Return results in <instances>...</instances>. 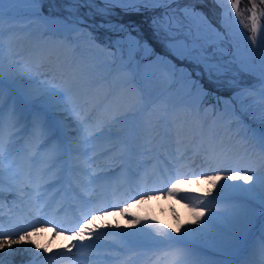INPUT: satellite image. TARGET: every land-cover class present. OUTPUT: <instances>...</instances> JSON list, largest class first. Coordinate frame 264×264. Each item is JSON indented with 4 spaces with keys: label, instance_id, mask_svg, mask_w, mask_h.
<instances>
[{
    "label": "bare ground",
    "instance_id": "obj_1",
    "mask_svg": "<svg viewBox=\"0 0 264 264\" xmlns=\"http://www.w3.org/2000/svg\"><path fill=\"white\" fill-rule=\"evenodd\" d=\"M104 1L113 2L127 8L143 10L142 8H151L169 0ZM219 1L225 12L222 17V22L227 29L237 61L241 65L240 67L255 72L258 76H261L260 78L264 81V43H252V31L248 32L245 28L244 18L240 11L238 9L235 11L231 9V4L237 2V0ZM249 1L250 3H256L257 23L261 27H264V16L261 15V13H264L263 5L260 0ZM237 11L239 15H237ZM250 16L251 15H248L249 21H251ZM30 20L31 19L28 21L29 23H31ZM158 22L161 23L162 21L159 19ZM159 23L156 21V25ZM80 31V28H76L75 34L79 35ZM256 35L259 38L261 35L260 31H258ZM47 42L48 43L44 46H49L50 49H41L39 54V68H34L31 64V60L29 62L21 56H15L14 58L12 57V59L7 58V61L10 63L11 68H13L12 71L13 74H15L14 76L18 84L19 82L26 83L27 80L31 79L32 82L37 84L39 91L45 88H53L60 92V96L64 103L53 102L54 106L51 108L61 112L60 109H62L63 106L65 109L72 108V106L67 103L70 98L66 96L68 92H66V94L64 92L65 83H63V80L61 82L58 80V75L56 73L53 72L50 75V73H47L43 68L48 66L52 70L61 72L63 76L66 77L65 79L68 80L76 74L68 68H65L68 66L63 67L62 59L60 60L57 58L56 63L48 60L54 59L56 52H62L63 50L57 47L56 40L51 43L50 41ZM76 42L77 40H74L73 45H76ZM11 49L12 47H8L6 51L9 52ZM35 51L37 50L35 49ZM63 53V56L70 55L69 50H64ZM2 72L4 74V71ZM4 81L5 84H7V81ZM91 86V84L87 86V93L79 96L77 95L78 100H82L83 104L80 105L78 109L74 110L75 116L58 118V126H53L52 129H63V135L70 136L69 130L74 125L73 119L80 118V114L87 109L88 105L90 103L93 104L92 98H94V96L101 98V103L99 104L101 107L98 114L95 116L96 118L85 124L80 123L82 132L85 134H74L76 137H82L84 142L79 152H74L76 155H73V157L77 156L78 160H73V164L80 161L84 164L83 168L88 167V173H83V179L85 181L103 169L108 171L112 166L115 167L116 160H119V158L114 157L124 152V150L122 151L115 145V142L119 140L120 137L105 138L95 142L92 140L89 142V139L86 138L89 137V132H100L102 129H107L124 132L125 136L123 138L127 140L126 138L128 137L126 132L132 127H135V132L132 135V142L129 144L131 153L128 157V162L126 165H122L121 169L116 167L115 170L112 169L117 172L111 182H116V178H122L124 171L125 173H128V171H141L137 177L128 176V178L121 183L123 188H126L124 191L126 194L128 193L127 197L134 193L137 195L144 193L142 195L143 197L136 204L128 207L127 214L125 215H121L120 209L118 208H110L119 211L111 215L106 214L103 216L102 220L93 222L91 225L93 229L91 238L89 239V233L86 232L84 241H81L79 238L68 239L66 236L59 237L56 235L55 231L37 232L35 228L42 223V218L38 217L41 210L36 204H30L27 206V213H18L20 223L26 219L30 221L28 227H22L21 225L22 228L20 230L11 229L6 233L11 234L8 236V239L13 241V243L10 247L5 245L4 248H0V260L3 261V264H188V259L190 260V264H218L220 258L228 259V256L218 251V246H220L222 240L236 236L241 223H243V227L251 225L255 219L260 216L261 211L264 210L261 207L260 201L261 195L264 194V152L257 146L254 139L248 138L246 134L245 137L237 132H233V135L231 133L228 134L225 133L224 130L218 138H215L212 135L214 132L213 126H211V124L206 125V121L204 122L206 126L204 125L203 128L192 126H195L196 123L191 120L197 117L199 119L198 122L202 123L203 119L200 117L202 115H199V113H202L205 108L211 105H217V100L203 101L197 109L198 113H196L194 105L190 103L180 104L179 99H176L178 102L176 101L177 103H175L172 109L173 111L167 120V123H170V125L164 128L165 130L163 133H160L155 127L153 128V123H144L150 124V126H148L143 124L145 121L144 119H141L140 122L139 120L137 121V119H135L136 114H134L133 118L130 120L112 121L114 114L117 113V115H119L122 113L123 109H125L127 97L125 96L122 100L118 101L110 100L105 94H101L104 93L102 90L100 92L91 91ZM147 102L148 100L142 101L141 105L148 106ZM9 106L14 110L10 104ZM17 106L21 107V104ZM171 108L172 106H170V109ZM214 109L215 107L212 106L209 111L214 117H217L219 112L214 111ZM41 112L42 110L40 107L35 108V113L41 114ZM4 114L10 115L11 112H0V119H3ZM163 114H165V112H158V115L155 117L157 123L159 121L161 122ZM11 115L8 123L4 125V130H6V132L2 133L5 141L9 140L7 132L13 130L11 129L13 126L14 129L18 131L17 126L25 116L22 115L21 110L19 113L14 112ZM37 118H39V116H32L33 120ZM217 118H220V116ZM172 122L173 124H171ZM219 127L223 128L222 125ZM178 129L180 130V135L176 134ZM161 130L162 129H160V131ZM38 131L41 132L40 127H38ZM43 132L44 131H42L41 134H45ZM206 134H208L207 137ZM199 135H204V137ZM241 138L246 144L242 143ZM13 139L16 140L18 138H16V136L11 137L10 141ZM177 141L180 142L178 143ZM127 142L128 141L125 143ZM31 149L32 148H29V151ZM88 155L93 156L92 160H86ZM144 160H148V162L144 163L142 168L140 162ZM118 163H116V166ZM1 168L7 170L9 167L1 166ZM237 169L240 170L241 176L251 175L254 177V180L245 182L239 179L235 181L229 179L228 177L231 176L232 170ZM198 170H203L206 174L209 173L211 177L220 175L221 179L218 180L215 185L210 183V179L199 185H194L190 183L189 180L184 179L187 178L185 174H187L188 171H190L191 175L196 174ZM216 172H220V174H216ZM109 173H112V171ZM9 175L11 176H9L8 179H0V186L12 187L11 182L19 181L20 175L22 174L14 172ZM148 175H150L149 180ZM112 176L113 175H111V177ZM49 177L50 176L47 174L44 175L42 179L47 182ZM125 177L126 175H124V179ZM179 178V181H181L178 184L180 191L176 196H172L168 193L167 188L172 183H176ZM103 180H105V178H103ZM71 181L72 183L79 182L75 174H73V179ZM232 182H236V185H244L245 188L250 185L252 188L259 190L261 195H255L250 190L245 192L241 189H230L233 187L228 186L231 185ZM70 183L71 182H68L67 186ZM91 183L87 184V194L82 195V199L87 200V204L85 205H88L89 208L97 207L96 202L90 204L88 200L90 194L93 193ZM198 186L203 187L205 191L201 193L194 191L193 188ZM55 187H57V184L44 192L43 195L48 198ZM215 187L226 188L227 191H223L225 195L229 190L231 191H229L226 197H222L224 194L215 196L212 193ZM150 191H157V194H151L150 196L146 195ZM62 195L63 193L58 197L61 198ZM73 197L75 196L73 195ZM12 198L13 197L10 195L7 197L0 196V208L6 203H10ZM54 198L55 197H53V199ZM119 198L122 201L124 200L123 195ZM76 200L78 199L76 198ZM18 202L25 205L23 199H19ZM120 203L122 202L114 200L111 202V207H118ZM185 205H187V207ZM155 208H158V210ZM193 208L204 211V215L201 217V223L198 225H200L201 233L206 232L210 234L209 239H205L203 235L198 236L199 232L195 231L194 233L192 230V227L197 224L193 222V213L190 210ZM80 209H85L86 211V207H80ZM110 209L105 211L107 212ZM138 210L142 211L137 212ZM209 210L212 215H209ZM2 213L5 215L4 211ZM30 213L31 216H29ZM88 219H90V216ZM129 219L130 221L126 222ZM134 219H137L138 222L133 223ZM172 219L173 221H171ZM205 221H207V223H205ZM81 223L82 221H79L75 223V225L79 227ZM153 225H155V227H153ZM115 226H118V230H121V232H118ZM105 227L109 228L107 229ZM158 228H163L164 232L169 235H161L156 231ZM177 228H179V231H174V229ZM67 231L70 234L71 231L74 232L75 230L73 226H70ZM260 231H264V218L260 223V228L256 230L254 237L249 240L248 247L243 255L233 264H245V262L252 264V260L259 255L254 254L253 250H255L256 247H259L261 251L264 249V240L262 235H260ZM23 232L31 233V235L26 237L23 241L16 242ZM2 238L3 237H0V239ZM162 239H164L166 243H164ZM190 239H193V241L196 240L198 243L190 242L191 244H187ZM260 240L261 242L258 243ZM33 241L35 243H33ZM192 243H195V245ZM81 244L84 246L78 247ZM37 245H39V247H37ZM162 245H165L164 247H169L160 250L163 248L161 247ZM196 250H198V252ZM103 253L106 257L100 256V254ZM180 257L183 258L178 259Z\"/></svg>",
    "mask_w": 264,
    "mask_h": 264
},
{
    "label": "rangeland",
    "instance_id": "obj_2",
    "mask_svg": "<svg viewBox=\"0 0 264 264\" xmlns=\"http://www.w3.org/2000/svg\"><path fill=\"white\" fill-rule=\"evenodd\" d=\"M169 1L136 11V8L121 6L106 8L95 1L81 7L69 3L68 0H39V2L11 0L10 3H5L4 7L0 9V70L4 71L3 79L7 81L8 86L12 87L11 91L14 96L19 97L27 108L38 104L41 108L47 109L54 106L53 102L63 104L61 96L52 99L50 103L41 100L39 98L41 91L31 79L27 80L26 83L19 82V84L15 76L9 80V73H13V68L7 61L8 57L4 49L5 36L22 31L29 33L31 37L35 31L40 34L48 30L49 27L51 28L48 30L49 32L67 34L68 32L72 33L76 28H80L79 35H72V39L79 42L77 48L85 54L86 59L94 61L91 62L92 66L90 67L93 74L102 72L107 67L116 69L114 72L116 74L115 80L120 83L117 90L124 89L122 94L123 98L127 97L125 105L129 106L128 109H132V107L136 109L143 99L147 98V95L148 99L153 98L152 102L155 101L154 98H158L159 103H164L163 106L165 107L166 99L169 98V102H171L177 95L175 93H181V97L177 96L179 103L194 105L196 113H198L197 109L203 101L218 100L217 105L211 106H214L216 112H219L220 118H217L218 116L214 118L213 114H210L209 108H205L207 112L203 115L204 118L218 119L217 122L221 123L223 128L216 125L214 131L220 128L223 130L237 128L247 137L254 139L257 146L260 147L259 140L264 135V84L254 89L247 88L255 82L256 78L239 71L235 61H233V56L230 54V49H228L226 37L225 43L222 44L223 31L218 26L216 27L212 20L218 14V7L214 0H172L171 3ZM237 2L239 10L241 9L242 11H240L248 16V11L251 9L249 0H237ZM169 5H176L172 13L162 10L168 8ZM262 5L264 9V4ZM185 9L193 10L198 15L195 18L187 16L184 12ZM157 16L162 21L159 26L155 24ZM16 18L19 21L12 23ZM29 19H31V23L28 22ZM157 23H159L158 20ZM244 24L247 25L246 20ZM91 31L95 32L92 33ZM161 31H163L161 36L165 33V36L169 35V38L174 37L178 41L187 43L189 48H195L190 59L197 61V58H200L201 61H204V58H207L204 62L211 66L212 74L209 75L202 65H200L201 70L199 66L197 69L192 66L189 68L183 65L180 60L170 59L163 55L162 44L169 51L166 45L171 41L160 40L157 35ZM33 38L31 37V39ZM27 39V42L31 44L32 40ZM219 52L221 54L217 55ZM73 56L76 54L74 53ZM99 57L105 58L106 62L103 59L101 61ZM204 62L201 63L204 64ZM79 70L82 72L85 70V74H89L87 72L88 65H79ZM83 74H80L79 77ZM214 84L216 88L222 90L225 88V91H217ZM143 91L145 92L143 93ZM170 92L173 94L168 96ZM184 95L186 96L183 97ZM176 101L175 103L178 102ZM140 110L141 107L138 108L137 112L139 113ZM60 111L59 117L70 116L64 106ZM153 112L156 114H154L155 117L160 111L154 110ZM124 116L122 114L119 118H124ZM74 122L78 124L76 121ZM71 129L81 131L78 126H72ZM21 131L24 132L23 129ZM75 139L78 143L75 144L73 150H77L82 142L78 137ZM261 150L264 152V149ZM0 163L1 168L7 162L5 158L1 157ZM1 170L3 169H0V179H8L9 170ZM232 185H236V182H232L228 187ZM247 188L253 194L261 195L259 190L250 185ZM214 189L227 191L224 187H215ZM229 191L226 194H229ZM8 192L9 194L15 193ZM155 209L158 210V208ZM141 211L138 210L137 212ZM263 218L264 214L261 211L260 216L255 219L254 230L260 227ZM129 221L130 219L126 222ZM115 227L117 230L119 229L118 226ZM105 228L108 229L109 227ZM200 229L198 224L192 227L194 233L195 231L199 232L198 236L203 235L205 239H209L210 234L201 233ZM254 230L251 231V235H253ZM237 236L222 240L218 246V251L228 256V259L220 258L218 264H228L234 261L231 254L239 248V236ZM194 242L198 243V241ZM196 251L198 252V250Z\"/></svg>",
    "mask_w": 264,
    "mask_h": 264
},
{
    "label": "snow or ice",
    "instance_id": "obj_3",
    "mask_svg": "<svg viewBox=\"0 0 264 264\" xmlns=\"http://www.w3.org/2000/svg\"><path fill=\"white\" fill-rule=\"evenodd\" d=\"M10 2H11V0H0V9H2L4 7L5 3H10ZM33 2H39V0H33ZM68 2L80 5L81 7H84V6H87L90 3L94 2V0H68ZM260 2L262 4H264V0H260ZM256 7H257L256 3L252 2L251 3V9H250V11H251L250 20H251V31H252L251 40H252L253 44L264 43V27H261L257 23ZM231 9L234 11L237 10L238 9V2L232 3ZM69 11H72V9H69ZM76 11H79V9H76ZM184 12L187 16H191L193 18H195L198 15L197 13H195L193 10H190V9H185ZM237 15H239L238 11H237ZM261 15L264 16V13H261ZM258 31H260V33H261L259 38L256 35ZM170 41L171 42L169 44H167L166 46L169 48L170 54L173 55L177 60L183 61L186 59H190V57L192 56V53L195 52V48H189L187 43H185L183 41H178L174 37L170 38ZM206 59L207 58H204V61H206ZM197 61L198 62H204V61H201L200 58H197ZM204 67H205V70L208 71L209 75H211L212 74L211 66L207 65V63L204 62ZM9 78L13 79L14 74L10 72ZM4 85H5V81L3 79V72H2V70H0V94H2V92H3ZM60 95H61V93L56 91L53 88H45L41 91L39 98L41 100H44L46 103H50L53 98L59 97ZM2 110H3V106H2V104H0V112H2ZM118 119H119V117H117V116L112 117V121H115ZM99 134L100 133H98V132H89V137H92L94 135H99ZM176 134L180 135L179 129L177 130ZM10 137H11V133H9V140L5 141L3 135L0 134V157H2L3 153L6 151V144L11 142ZM177 142L179 143L180 141H177ZM259 146L261 147V149H264V135H262L260 137ZM44 171H45V169L38 170L39 174L37 176V179H42V173ZM228 178L231 180H234V181L239 179V180H243L245 182L254 180V177L251 175L241 176L240 170H238V169L232 170V174ZM95 179H98V177L93 176L90 179H88L87 181H79L77 183V185L75 187H73V189H72L73 192L74 193L76 192V188H80V193H76V194L80 195L81 193H83L84 195H86L87 194V184L91 183L92 180H95ZM209 179H210V183L212 185H215L216 182L221 179V176L216 175V176L210 177ZM180 182L181 181L177 180L176 183H172L170 186H168V188H167L168 193L171 194L172 196H176L180 191L178 188V184ZM42 186L47 187V186H50V184L45 183L44 185H41L38 183V184H36V189L39 190ZM231 187H233L235 189H241L245 192H247L249 190L248 188H245L244 185H232ZM0 193H2V188H0ZM36 199H39V197H36ZM260 201H261V207H262V209H264V194L261 195ZM185 206L187 207V205H185ZM108 207H109V205L100 204L99 206L93 207V208L89 209L87 212H85V215H88L89 212L100 213V215L92 214L91 218L87 221V223L81 224L79 226V228L73 232V237L74 238L78 237L81 241H84L85 233L87 232V233H89V239H90L91 234L93 232L91 225L93 224V222L103 219V216L107 214L105 209ZM128 207H130V205H128L127 207L121 208L120 214L121 215L127 214ZM190 210L193 213V222L200 224L201 223V217L204 215V211L203 210H197L195 208L190 209ZM262 214H264V211H262ZM209 215H212L210 210H209ZM136 222H138V220L134 219L133 223H136ZM205 223H207V221H205ZM243 226H244L243 223H241L240 229H238L237 232L242 230ZM153 227H155V225H153ZM202 227H203V225H202ZM37 231H39V229H37ZM156 231L158 233H160L161 235H164V236L169 235L168 233L164 232L163 228H158V229H156ZM174 231H179V228L174 229ZM9 235H11V234H6L2 230H0V237H3L2 239H0V248H4L5 245H8L9 247L11 246L13 241L8 239ZM30 235H31V233L23 232L20 234L19 240L16 242L23 241L26 237H28ZM33 243H35V242L33 241ZM83 246L84 245L81 244L78 247H83ZM37 247H39V245H37ZM262 252H264V249H262ZM0 264H3L2 260H0Z\"/></svg>",
    "mask_w": 264,
    "mask_h": 264
},
{
    "label": "trees",
    "instance_id": "obj_4",
    "mask_svg": "<svg viewBox=\"0 0 264 264\" xmlns=\"http://www.w3.org/2000/svg\"><path fill=\"white\" fill-rule=\"evenodd\" d=\"M163 38H165V37L163 36Z\"/></svg>",
    "mask_w": 264,
    "mask_h": 264
}]
</instances>
